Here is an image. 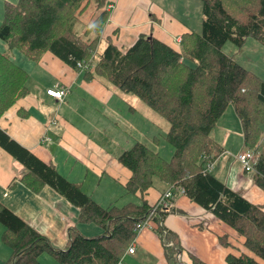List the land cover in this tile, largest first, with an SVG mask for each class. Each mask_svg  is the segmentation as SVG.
Wrapping results in <instances>:
<instances>
[{"label":"trees","instance_id":"obj_1","mask_svg":"<svg viewBox=\"0 0 264 264\" xmlns=\"http://www.w3.org/2000/svg\"><path fill=\"white\" fill-rule=\"evenodd\" d=\"M201 31L181 36L176 50L152 34H139L126 49L100 35L108 18L106 0L5 1L0 22V118L28 92L27 73L12 58L17 49L30 59L45 51L85 75L102 78L119 90L131 93L163 117L165 139L172 145L163 158L136 141L118 157L130 171L127 194L139 195V203L102 206L76 183L23 147L0 128V146L26 169L21 181L31 189L46 185L78 209L77 222L94 223L103 233L82 235L68 229L66 249H56L0 203L1 241L10 249L4 264H41L47 253L59 264H116L134 239L137 225L150 216L164 246L168 264H180V240L163 225L167 210L146 201L155 178L182 189L188 199L230 226L243 238L251 253H228L225 264H264V206L255 204L207 170L222 148L211 133L229 105L240 121L245 150L254 149V183L264 187V150L257 143L264 133V79L222 51L230 41L241 47L246 37L264 43V0H200ZM93 17H80L89 5ZM81 62L84 67H78ZM246 172V171H245ZM168 189V188H167ZM174 209V208H173ZM172 209V210H173ZM171 211V210H170ZM220 242L227 245L223 239ZM192 264H205L192 256Z\"/></svg>","mask_w":264,"mask_h":264},{"label":"crops","instance_id":"obj_2","mask_svg":"<svg viewBox=\"0 0 264 264\" xmlns=\"http://www.w3.org/2000/svg\"><path fill=\"white\" fill-rule=\"evenodd\" d=\"M5 1L16 0H0V22ZM168 1L106 0L104 9L108 11V18L101 31L100 48L110 39L117 47L126 49L139 34H152L179 50L181 36L196 32L188 14L191 0H175L174 4L172 0L170 6ZM24 56L26 58L17 54L16 63L27 73L28 92L1 116L0 128L53 165L64 178L79 185L96 203L108 206L119 198H129L124 188L131 171L118 157L136 141L155 150L147 142H157L154 135L157 117L146 110L136 96L135 99L90 73L85 75L84 69L71 67L49 51L36 60ZM231 57L236 61V55ZM48 89H63L65 94L57 98L48 94ZM211 135L222 151L210 171L235 192L264 206V187L254 183L253 173L243 171L236 158L245 147L235 112L224 111ZM256 147L259 152L264 150V133ZM21 164L0 146L2 206L45 236L56 249L67 248L71 227L85 236L103 233L94 223L77 222L78 209L52 188L43 185L34 190L25 185L20 180L26 172ZM156 179L145 194L151 205L169 188L166 182ZM173 191L176 193L174 209L166 213L163 225L180 240V264H192V256L205 264H225L228 253L251 255L234 229L188 199L179 188ZM135 196L139 195H132ZM129 199V202L139 203L140 198ZM154 226L152 222L136 232L130 244L134 252L122 254L125 264H168ZM2 231L0 223V233ZM221 238L227 245L220 242ZM10 254L0 234V264H4ZM38 259L41 264H59L47 253Z\"/></svg>","mask_w":264,"mask_h":264},{"label":"rangeland","instance_id":"obj_3","mask_svg":"<svg viewBox=\"0 0 264 264\" xmlns=\"http://www.w3.org/2000/svg\"><path fill=\"white\" fill-rule=\"evenodd\" d=\"M15 1V0H14ZM156 1H160V0H156ZM162 1V0H161ZM172 0H169L167 2V4L170 6V2ZM177 1V0H176ZM191 4L189 6V16L191 19V24L194 30H196V32H200L201 31V1L200 0H191L190 1ZM173 4L175 3V0H173L172 2ZM164 4V3H163ZM93 7L92 4H89L83 11L81 14V18L83 19L84 22H89L91 20V18L93 17ZM5 45L3 44V42L0 41V50H4ZM222 51L228 55H236V62H238L239 64H241L243 67L249 69L250 71H253V73H255L257 75V77L259 76L261 79H264V43L259 42L257 39H254L253 37H246V40L244 42V44L241 47H237L235 46L233 43H231L230 41H227L223 47H222ZM16 52V53H15ZM11 58L16 62L17 58V54L19 56H22L23 58H26L24 55H22L23 53H21L20 51H18L17 49H12L11 52ZM15 55V56H14ZM123 93V92H121ZM129 96H134L133 94L129 93ZM136 99V97H135ZM140 101V99H138ZM132 102V100L130 101V103ZM142 104H144L146 106V110H149L150 112H152V114L154 116H156V127L154 129L155 133L154 135H156L157 137V142H147L149 144V146L153 147V149L155 148V150H159V154L164 157L165 159L168 160V158H170V156L172 155V151H173V147L172 145L165 139L164 135L165 132L167 130L168 127V123L167 121L161 117L160 115H158L155 111H153L149 106H147L143 101ZM226 112H234L233 110V106L229 105L227 107V109L225 110ZM226 113V117H227ZM155 118V117H154ZM237 155V154H236ZM156 179V178H155ZM157 182V179L155 180V184ZM130 199H136L137 197L135 196L134 198L132 197L131 194H128ZM131 196V197H130ZM128 197H123V198H119L116 202L113 201V203L118 206L125 204V201H128L129 199ZM127 199V200H126ZM129 199V200H130Z\"/></svg>","mask_w":264,"mask_h":264},{"label":"built area","instance_id":"obj_4","mask_svg":"<svg viewBox=\"0 0 264 264\" xmlns=\"http://www.w3.org/2000/svg\"><path fill=\"white\" fill-rule=\"evenodd\" d=\"M77 66L84 67L81 62H79ZM47 93L57 98H62L63 95L65 94V91L63 89H59V90L48 89ZM236 158L239 160L243 171L251 172L254 169V165L257 161L258 152L254 149L253 150L252 149L243 150L242 152L237 154ZM212 166H213V161L207 164V170H211ZM180 191L182 192V189ZM174 199L175 197H174L172 190L168 188L165 191H163L161 195L159 196V198L156 200L155 207L160 206L170 212V210H172L175 205ZM151 223H152V220L150 216H148L147 218H145L142 222H140L137 225L136 231L139 232L144 227L150 226ZM126 252L132 254L134 252V246L133 245L128 246ZM116 264H125V262L123 261V257L120 258Z\"/></svg>","mask_w":264,"mask_h":264}]
</instances>
